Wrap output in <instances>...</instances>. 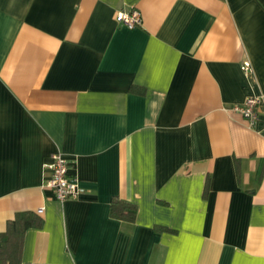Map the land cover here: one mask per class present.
<instances>
[{"label": "crops", "instance_id": "obj_1", "mask_svg": "<svg viewBox=\"0 0 264 264\" xmlns=\"http://www.w3.org/2000/svg\"><path fill=\"white\" fill-rule=\"evenodd\" d=\"M19 213L21 264H264V0H0V234Z\"/></svg>", "mask_w": 264, "mask_h": 264}, {"label": "built area", "instance_id": "obj_2", "mask_svg": "<svg viewBox=\"0 0 264 264\" xmlns=\"http://www.w3.org/2000/svg\"><path fill=\"white\" fill-rule=\"evenodd\" d=\"M116 23L131 30L141 26V16L137 10L119 12L115 17ZM248 65L243 67L247 70ZM234 112L240 114L249 124H253L258 116V99L249 98L242 107H235ZM48 174L45 187L51 190L59 202L76 200L84 194V190L78 185L77 179L69 174V163L60 153H54L50 161L43 166Z\"/></svg>", "mask_w": 264, "mask_h": 264}, {"label": "trees", "instance_id": "obj_3", "mask_svg": "<svg viewBox=\"0 0 264 264\" xmlns=\"http://www.w3.org/2000/svg\"><path fill=\"white\" fill-rule=\"evenodd\" d=\"M137 207L118 199H112L110 217L126 223H134ZM39 218L33 213H19L7 223L6 231L0 234V264H21V250L25 232L40 227ZM158 230H160L158 228Z\"/></svg>", "mask_w": 264, "mask_h": 264}]
</instances>
